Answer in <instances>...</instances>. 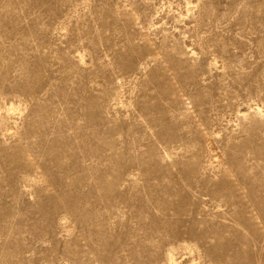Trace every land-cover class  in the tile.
Here are the masks:
<instances>
[{
  "label": "rangeland",
  "instance_id": "rangeland-1",
  "mask_svg": "<svg viewBox=\"0 0 264 264\" xmlns=\"http://www.w3.org/2000/svg\"><path fill=\"white\" fill-rule=\"evenodd\" d=\"M0 264H264V0H0Z\"/></svg>",
  "mask_w": 264,
  "mask_h": 264
}]
</instances>
